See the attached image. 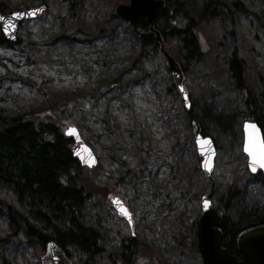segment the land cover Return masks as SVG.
Wrapping results in <instances>:
<instances>
[{
    "label": "rangeland",
    "instance_id": "374dc122",
    "mask_svg": "<svg viewBox=\"0 0 264 264\" xmlns=\"http://www.w3.org/2000/svg\"><path fill=\"white\" fill-rule=\"evenodd\" d=\"M4 1L11 11L32 0ZM47 1L44 13L22 23L17 44H0V109L82 102L84 107L62 120V131L77 126L98 159L93 167L83 166L82 173L97 186L93 204L86 207L87 221L100 226L107 250L136 235L167 264H201L196 224L201 196L211 183L201 168L192 129H184L189 118L182 97L167 90L172 74L163 51H140L141 41L115 15V6L129 0H75L74 16L68 1ZM248 2L251 14L239 13L238 21L252 63L264 73V32L254 15H264V0ZM222 33L210 26L200 31L205 53L185 73V83L200 93V103L232 123L208 128L217 146L214 204L228 194L247 161L242 111L225 75ZM171 47L167 51L172 54ZM128 178L131 184L123 186ZM261 192L252 181L242 184L226 213L235 217L236 205L250 206ZM115 196L131 212L132 225L114 209ZM5 228L0 218V230ZM7 252L14 264H39L41 258L24 245Z\"/></svg>",
    "mask_w": 264,
    "mask_h": 264
},
{
    "label": "trees",
    "instance_id": "16d2710c",
    "mask_svg": "<svg viewBox=\"0 0 264 264\" xmlns=\"http://www.w3.org/2000/svg\"><path fill=\"white\" fill-rule=\"evenodd\" d=\"M66 1L69 15L74 16L76 1ZM47 3L32 0L26 7ZM248 3V0H166L157 9L155 26L166 48L170 51L171 46L175 47L172 54L185 73L189 65L200 64L205 53L200 31L207 26L222 29L219 44L224 51L226 78L237 93L243 120H256L264 134V73L252 63L251 48L244 41L238 21L239 13L251 14ZM8 9L6 1L0 0V11ZM254 15L264 32L263 13ZM128 26L141 41L140 51L160 48L145 18L140 17ZM0 44L13 46L1 29ZM253 71L261 85L255 84ZM167 90H175L172 82ZM189 95L191 111L187 113L189 120L184 129L190 130L191 118L200 122L204 135L212 136L208 128L213 123L232 127L213 106L200 103V93L189 89ZM82 107V102L73 100L63 105L51 103L47 109H0V218L6 223V228L0 230V264H14L7 252L10 246L24 245L40 257L49 241H55L73 264H167L156 249L136 235L124 238L116 250H107L100 226L87 221L86 207L93 204L97 186L83 175V167L72 153L73 141L64 134L61 124L71 112ZM248 181L262 189L260 198L248 207L236 205L235 217L228 215L226 211L236 190ZM121 182L123 186L131 184L130 178ZM215 205L224 212L220 224L223 245L241 258L236 245L239 232L264 223V175H252L245 166L228 194ZM198 253L196 249L197 256Z\"/></svg>",
    "mask_w": 264,
    "mask_h": 264
},
{
    "label": "water",
    "instance_id": "95a60500",
    "mask_svg": "<svg viewBox=\"0 0 264 264\" xmlns=\"http://www.w3.org/2000/svg\"><path fill=\"white\" fill-rule=\"evenodd\" d=\"M166 0H129L128 3H120L115 6V15L128 23H135L140 17L146 19L149 31L153 33L155 40L159 43L161 51L166 57V65L172 74V81L176 91L181 95L185 109L191 111V100L189 91L185 84V72L181 63L167 51L161 32L155 26L157 9L165 5ZM47 10L46 4L18 8L12 11H0V29L4 38L11 44L18 42V32L20 25L25 20H33ZM35 12V14H31ZM24 13V15H16ZM14 25V26H10ZM7 28V31L5 30ZM183 89V90H182ZM191 127L196 144L198 156L201 158V168L206 177L211 182V188L201 196V213L197 219L196 236L197 249L200 254L201 264H264V223L251 225L242 229L236 239L238 252L241 255L232 254L223 245V231L220 224L224 213L217 208L212 201L215 192V182L213 169L215 165L216 145L213 137L203 135L200 122L196 118H191ZM243 130V152L247 155V167L252 175L262 173L264 167L257 163L252 155L246 151V147H253L257 153L264 150L263 129L256 120H245L242 125ZM64 133L72 141V153L79 163L84 167H93L98 159L93 150L85 143L79 129L75 125L68 126ZM207 165V167H206ZM255 168V171H253ZM119 199L122 205L129 211L123 200L119 196L112 199L114 209L119 215L124 217L129 225L131 220L120 211L121 205L114 203ZM207 202V206H205ZM130 212V211H129ZM131 213V212H130ZM41 264H73L66 252L55 242L49 241L46 244L45 252L41 256Z\"/></svg>",
    "mask_w": 264,
    "mask_h": 264
},
{
    "label": "snow or ice",
    "instance_id": "6c2138e0",
    "mask_svg": "<svg viewBox=\"0 0 264 264\" xmlns=\"http://www.w3.org/2000/svg\"><path fill=\"white\" fill-rule=\"evenodd\" d=\"M31 14L34 15L35 12H33ZM16 15H24V13H16ZM2 19H3V17H0V20H2ZM10 26H14V25H11V23H10ZM5 30L7 31V28ZM245 150L248 151L249 154L254 157L255 161L257 163H259L261 167H264V150L257 153V151H255L254 148L251 146L246 147ZM206 167H207V165H206ZM253 171H255V168H253ZM114 203H116L117 205H121V207H120L121 213L123 215H125L126 217H128L129 220H131V213L122 205L121 201L119 199H115ZM205 206H207V202H205Z\"/></svg>",
    "mask_w": 264,
    "mask_h": 264
},
{
    "label": "flooded vegetation",
    "instance_id": "af4514ba",
    "mask_svg": "<svg viewBox=\"0 0 264 264\" xmlns=\"http://www.w3.org/2000/svg\"><path fill=\"white\" fill-rule=\"evenodd\" d=\"M242 133H243V130H242Z\"/></svg>",
    "mask_w": 264,
    "mask_h": 264
},
{
    "label": "bare ground",
    "instance_id": "6f19581e",
    "mask_svg": "<svg viewBox=\"0 0 264 264\" xmlns=\"http://www.w3.org/2000/svg\"><path fill=\"white\" fill-rule=\"evenodd\" d=\"M168 26V25H167ZM148 31V30H147Z\"/></svg>",
    "mask_w": 264,
    "mask_h": 264
}]
</instances>
